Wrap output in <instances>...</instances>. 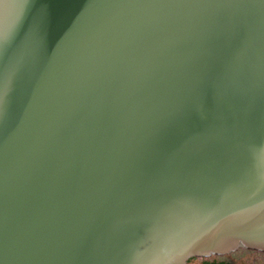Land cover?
I'll return each instance as SVG.
<instances>
[{"label": "water", "instance_id": "water-1", "mask_svg": "<svg viewBox=\"0 0 264 264\" xmlns=\"http://www.w3.org/2000/svg\"><path fill=\"white\" fill-rule=\"evenodd\" d=\"M31 7L47 39L0 49V264L264 252V0Z\"/></svg>", "mask_w": 264, "mask_h": 264}, {"label": "snow or ice", "instance_id": "snow-or-ice-1", "mask_svg": "<svg viewBox=\"0 0 264 264\" xmlns=\"http://www.w3.org/2000/svg\"><path fill=\"white\" fill-rule=\"evenodd\" d=\"M18 2L23 11L16 17L10 29L0 31V49L6 50L37 30L44 32L47 39L51 24L48 11L42 8L33 13L32 0H18Z\"/></svg>", "mask_w": 264, "mask_h": 264}, {"label": "rangeland", "instance_id": "rangeland-1", "mask_svg": "<svg viewBox=\"0 0 264 264\" xmlns=\"http://www.w3.org/2000/svg\"><path fill=\"white\" fill-rule=\"evenodd\" d=\"M211 259H223L233 264H264V252L241 248L238 251L221 257H211ZM203 259H191L188 264H201Z\"/></svg>", "mask_w": 264, "mask_h": 264}, {"label": "trees", "instance_id": "trees-1", "mask_svg": "<svg viewBox=\"0 0 264 264\" xmlns=\"http://www.w3.org/2000/svg\"><path fill=\"white\" fill-rule=\"evenodd\" d=\"M201 264H233L227 260H219V259H209V260H203Z\"/></svg>", "mask_w": 264, "mask_h": 264}]
</instances>
